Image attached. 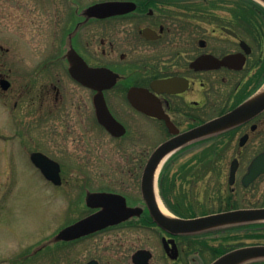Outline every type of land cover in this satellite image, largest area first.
<instances>
[{"label": "flooded vegetation", "instance_id": "af4514ba", "mask_svg": "<svg viewBox=\"0 0 264 264\" xmlns=\"http://www.w3.org/2000/svg\"><path fill=\"white\" fill-rule=\"evenodd\" d=\"M56 1L53 8L45 7L50 23H45L44 35L53 48L37 61L33 50L27 52L31 72L25 81L11 80L12 67L19 66L18 56L14 52L5 71L8 63L2 58L9 50L0 49V92L15 91L10 103L0 98V109L6 123L17 128L0 135V206L7 212L9 203L13 204L11 196L18 180L8 181L15 150L24 152L29 175L35 174L41 188L59 193L54 201L64 188L60 155L69 152L78 161V169H92V160L102 164L107 154L115 160L111 167L127 170L130 177L119 188L107 190H88L78 183V215L86 212L78 221L103 210L87 204L86 196L91 193L115 196L116 209L128 210L130 215L69 242L58 239L68 225L61 226L36 250L32 248L8 264H19L16 260L21 264H67L64 247L73 243H78L75 264H134L132 258L138 251L149 252L148 264H153L154 245L159 246L166 263L191 264L195 252L206 251L211 256L209 247L215 245L209 246L210 236L200 240L193 235H173L155 222L142 195L141 178L158 147L171 139L180 140L260 94L264 86V5L246 3L262 16L244 18L243 3L232 0ZM93 6L104 7L89 14ZM72 62L78 77L90 84L70 75ZM59 74L65 76L69 88ZM104 110L116 134L99 121ZM21 112L25 113L26 130L18 129ZM36 153L59 165V184L48 180L32 160ZM262 154L264 109L242 116L220 132L177 146L162 164L160 188L164 171L171 166L176 173L170 183L188 179L194 185L206 184L207 201L218 204L206 213L262 209L264 173L245 184L253 160ZM183 157L188 160L172 162ZM2 170H8L5 179ZM78 181L85 185L90 180ZM160 195L165 210L178 216ZM99 235H108L104 253H111L112 258L84 260L81 242ZM202 240L208 248L200 245ZM222 244L224 253L242 247L224 240ZM130 247L134 250L127 255Z\"/></svg>", "mask_w": 264, "mask_h": 264}, {"label": "rangeland", "instance_id": "374dc122", "mask_svg": "<svg viewBox=\"0 0 264 264\" xmlns=\"http://www.w3.org/2000/svg\"><path fill=\"white\" fill-rule=\"evenodd\" d=\"M56 3V0H39L34 2L31 0H0V49L9 50L8 53L4 54V58H2L3 62L8 63L4 69L5 71H8L7 69L10 67L11 56L14 52L15 56H18L19 66L18 68L12 67V81H25L27 75L31 72L27 52L33 50L34 60L37 61L43 57L45 50L53 48L48 37L44 35V25L45 23H50L48 21L50 14H47L45 7L49 6L53 8ZM15 71H18L16 79ZM59 75L61 82L69 88L70 85L65 76ZM14 94L15 91L13 93V90L3 95L0 92V98L10 103L15 99ZM24 96L26 98V95ZM19 115L21 118L18 129L26 130L25 113L21 112ZM5 119L6 115L0 109V135L17 129L6 123ZM59 119L55 120L58 121ZM26 155L28 158V152ZM72 155L69 152L60 155L63 159L61 174L64 188L60 198L54 201L55 194L59 193L50 191V188L48 189L44 185L41 188L42 186L39 185L41 183L35 174L29 175L31 169L24 156V152L15 150L12 153L11 158L14 166L12 167V172L9 173L10 180L8 182L18 180V185L15 188L14 195L11 196L13 197V204L9 203L7 212L3 211L0 206V259L4 262L3 264L10 263L16 256L21 257L23 253L26 254V252H30L33 249L36 250L39 244L45 241L47 237L52 236L59 227L68 225L86 214L84 212L78 215V194L81 193L78 190V183H82V186H79L80 188L88 190H107L119 188L120 184L130 177L127 174V170L112 168L110 162L115 160H110L107 154L103 155L104 163L102 164L97 165L92 160V165L94 166L92 169H78V161ZM187 160V157H183L182 159H173L172 162H184ZM7 172L8 170H2L3 179L7 177ZM175 173L176 168L172 169L170 166V168L165 169V188L171 182ZM83 178H87L90 181L83 185L84 182L78 181V179ZM19 181L21 182L20 184ZM22 183L24 184L21 185ZM44 196L45 201H43ZM165 197L171 204L176 203V201H184L183 204L194 208L196 215L213 210L218 206V204L207 201L206 184L201 182L194 185L188 179H178L172 191L169 193L165 192ZM242 203H247V201H242ZM5 226L13 227L12 232L10 228H5ZM107 236L99 235L83 240L81 242L82 258L84 260L93 256L112 258L111 253H104L106 243L108 242ZM246 242H249V240H246ZM217 244L216 242H210L209 246H216ZM233 244H236V242H233ZM153 247L156 252L153 264H184L183 261L166 263L165 260L161 259L162 255L159 254V246L154 245ZM64 248L67 264H75V260L78 258V243L66 245ZM133 250L134 248L130 247V251L127 250V255H130ZM195 257L190 261L191 264H206L210 261L211 256L204 251L203 253L195 252ZM16 261L21 264L20 260Z\"/></svg>", "mask_w": 264, "mask_h": 264}, {"label": "water", "instance_id": "95a60500", "mask_svg": "<svg viewBox=\"0 0 264 264\" xmlns=\"http://www.w3.org/2000/svg\"><path fill=\"white\" fill-rule=\"evenodd\" d=\"M264 5V0H256ZM104 6H93L88 9L91 14L96 10H102ZM231 57H229L230 59ZM227 62V61H225ZM70 75L82 83L88 85L89 81L78 77L75 64L72 62L69 69ZM7 82H2L3 89L7 88ZM264 109V93H260L249 101L240 105L233 112L222 116L218 119L196 128L182 136L180 140L171 139L165 144L158 147L150 156L142 174L141 191L143 198L149 206L152 217L155 222L165 231L173 235H190L197 234L209 230L225 228L229 226L261 223L264 222V208L262 209H238L226 211L192 219H182L174 216H166L158 205L157 196V171L161 168L162 162L186 141L198 139L206 134H213L234 126L240 118L247 114H257ZM107 111L99 113V121L110 132L116 134L115 129L106 117ZM32 160L40 168L44 176L55 184H59V165L42 154H33ZM159 172V171H158ZM264 173V154L255 158L249 169V174L245 178V184L252 182L259 174ZM115 196L104 193H91L86 196V202L92 207H102L103 210L82 219L66 228L58 235V239L62 241H72L80 237L100 231L108 226L118 224L124 221L130 215L128 210H118L114 205ZM174 248V246H173ZM173 251V250H172ZM150 253L147 251H138L133 255L134 264H148ZM264 259V246L255 245L241 247L231 250L215 259L210 264H245L255 260ZM89 264H96L92 261Z\"/></svg>", "mask_w": 264, "mask_h": 264}, {"label": "trees", "instance_id": "16d2710c", "mask_svg": "<svg viewBox=\"0 0 264 264\" xmlns=\"http://www.w3.org/2000/svg\"><path fill=\"white\" fill-rule=\"evenodd\" d=\"M232 1L243 3L242 16L244 18L262 16L261 14H259L258 10L252 9L248 7L247 5H245L246 3L254 2L253 0H232ZM261 11L264 12V9L262 8ZM163 182L164 180L162 181V191L161 192H162V195L165 197V192L167 193L171 192L176 184H175V181L173 180L172 184L171 185L168 184L167 187L165 188ZM166 202H168L172 211L180 217L191 218V217L196 216L194 208L192 206H189V205L186 206L185 204H183L184 201L182 202L176 201V203L171 204L166 199ZM201 214L204 215L207 213L202 212ZM208 236L212 238L211 239L212 242L218 243L215 247H209L210 252H211V258H210V262H211L216 257L220 256L226 251L224 245L222 244L223 240L227 244H231V243L233 244V242H236L237 243L236 245H242V246L247 245V244H258L260 242H264V224H248V225L229 227L225 229H216V230H211L208 232L197 234L194 236V238H197V239L200 238L201 240ZM246 240H249V242H246ZM200 245L202 247L204 246L205 249L206 247L208 248L206 241L202 240ZM252 264H264V262H256Z\"/></svg>", "mask_w": 264, "mask_h": 264}, {"label": "bare ground", "instance_id": "6f19581e", "mask_svg": "<svg viewBox=\"0 0 264 264\" xmlns=\"http://www.w3.org/2000/svg\"><path fill=\"white\" fill-rule=\"evenodd\" d=\"M259 93H264V86L262 87V89L259 91ZM159 171V169H158ZM158 171H157V175H158ZM158 205L160 207V210L166 215L169 216V213L162 207V205L158 202Z\"/></svg>", "mask_w": 264, "mask_h": 264}]
</instances>
